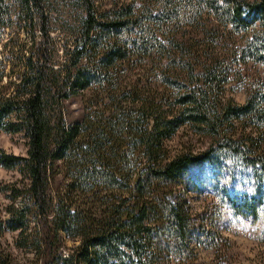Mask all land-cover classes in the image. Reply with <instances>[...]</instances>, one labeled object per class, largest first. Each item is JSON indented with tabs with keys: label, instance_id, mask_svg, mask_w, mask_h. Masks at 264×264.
<instances>
[{
	"label": "trees",
	"instance_id": "16d2710c",
	"mask_svg": "<svg viewBox=\"0 0 264 264\" xmlns=\"http://www.w3.org/2000/svg\"><path fill=\"white\" fill-rule=\"evenodd\" d=\"M76 1L80 42L54 70L44 0H0V36L16 25L41 40L14 81L0 60V133L27 139L26 157L0 151V167L16 168L26 182L0 188L23 204L7 209L0 236H23L30 215L40 221L44 264L55 261L57 234L80 242L66 264H193L191 238L208 250L222 238L168 196L201 165L233 217L264 221V76L243 105L225 94L234 65L264 70V0H130L102 10L95 6L102 0ZM131 64L158 94L137 98L117 86L110 71ZM92 86L107 87L115 108L100 116L86 99L82 119L65 121V101ZM51 93L55 118L46 106ZM123 98L135 107L121 110ZM187 127L209 145L170 156L167 142ZM58 162L67 190L49 214Z\"/></svg>",
	"mask_w": 264,
	"mask_h": 264
},
{
	"label": "rangeland",
	"instance_id": "374dc122",
	"mask_svg": "<svg viewBox=\"0 0 264 264\" xmlns=\"http://www.w3.org/2000/svg\"><path fill=\"white\" fill-rule=\"evenodd\" d=\"M130 0H102L95 2L96 8L102 10L115 6V4H126ZM44 13L49 20L48 52L51 57L52 69L57 70L63 66L66 56L76 47L81 36V23L83 13L78 7L76 0H44ZM234 40L238 36L233 37ZM40 37L38 32L31 34L21 30L19 26L12 25L6 29L3 36H0V60L6 65V74L10 73V68L14 70L8 76L14 81L13 76L21 73L28 58L36 57L37 43ZM115 78L117 86L128 87L129 90L136 91L137 98L141 96H151L158 94L155 84L147 79L145 70L133 66L128 68L117 67V71H110ZM264 76V70L254 62L246 65H234L230 74L225 94L237 105L245 104L249 87L255 84ZM9 79L4 80L3 84ZM107 87H91L82 96L66 100L64 104V120L79 121L83 117L84 102L86 99L93 101L94 110L103 116L115 106L107 99ZM131 88V89H130ZM12 88L8 89L10 92ZM53 93H51L52 97ZM48 97L47 112L55 118L53 112V97ZM131 99L120 100L118 106L121 110L131 109L134 104ZM55 110V109H54ZM170 156L189 151L198 153L209 145V140L202 136H196L187 128L180 130L171 141L167 142ZM0 151L6 155L26 157L27 139L23 134L0 133ZM64 162L54 163L49 177L48 200L50 213L56 199L66 194L68 175ZM209 168L193 167L188 170L184 181L176 185L172 193L168 196L170 202L180 203L194 217H202L206 229H209L222 238V243L215 250H208L199 247L195 239L189 240L190 248L193 252V264H264V244L261 242L264 231V221L253 222L249 218H235L221 203L220 195L209 178ZM24 177L20 175L16 168L6 170L0 167V188L9 186L22 189L25 184ZM11 192V191H10ZM10 192H0V220L7 221L9 215L7 209L18 208L22 200L10 198ZM205 217V218H204ZM26 232L22 235L18 231H5L0 236V264H44L43 250L41 243L40 221L29 215ZM55 260L52 264H66L61 260L74 254L79 241L63 234H57L53 242Z\"/></svg>",
	"mask_w": 264,
	"mask_h": 264
}]
</instances>
